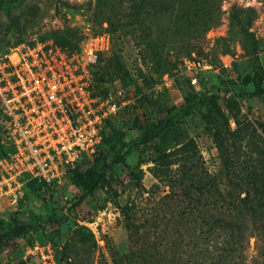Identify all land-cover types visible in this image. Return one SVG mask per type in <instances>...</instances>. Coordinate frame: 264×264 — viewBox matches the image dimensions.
<instances>
[{"label":"rangeland","instance_id":"374dc122","mask_svg":"<svg viewBox=\"0 0 264 264\" xmlns=\"http://www.w3.org/2000/svg\"><path fill=\"white\" fill-rule=\"evenodd\" d=\"M233 8L254 10L250 11L254 15L251 30L259 38L258 54L252 41L238 32L233 36L231 52H222L218 38L229 34V14ZM222 10L218 25L193 38L188 45L166 47L163 57L156 60L138 36L141 24H135L128 15L132 10L127 0H0V59L11 46L39 39L51 38L76 48L83 39L84 20L93 18L97 27L107 21L116 49L93 71L105 79L102 81H121L139 99L126 116L115 119L114 124L129 139L138 138L131 128L135 118L156 116L161 108L181 104L189 91L217 92L233 128L239 120L264 122V94H253L256 81L264 86V0H224ZM119 19L134 23L132 27L137 31L124 33L116 26ZM193 52L202 55L208 64L197 87L192 86L179 67ZM118 60L123 63L121 71L115 66ZM205 110L198 106L168 126L156 140L139 143L124 154L119 151L125 160L118 158V149L111 148L115 131L110 128L108 141L94 156L80 163L93 165L99 171L104 164L112 163L106 169L107 180L79 204L76 200L83 190L70 176L58 185L42 183L28 189L21 205H11L0 196V227L12 224L14 216L33 227L26 235L3 236L0 264H26L25 249L37 240L53 244L59 264H114L129 249L127 217L122 208L125 205L130 217L142 221L151 234L174 228V217L181 215V208L192 209L185 200L182 184L174 182L184 169L191 174L201 167L217 176L222 188L226 185L214 127L206 125L202 118ZM192 140L195 147L184 150L183 145ZM240 167L237 163L235 174ZM227 206L223 209L233 207ZM188 214L193 218L199 213L192 209ZM175 218L179 221V216ZM251 225L245 264H264V232L257 224Z\"/></svg>","mask_w":264,"mask_h":264},{"label":"trees","instance_id":"16d2710c","mask_svg":"<svg viewBox=\"0 0 264 264\" xmlns=\"http://www.w3.org/2000/svg\"><path fill=\"white\" fill-rule=\"evenodd\" d=\"M223 1L127 0L128 7L132 10L128 15L134 19L135 24H141L138 36L150 50L151 58L158 60L163 57L166 47L174 49L188 45L193 38L201 37L218 25L222 18ZM250 11L254 12L247 8H233L230 11L229 34L218 38L223 53L231 52L233 36L237 32L252 41L257 54L260 51L259 38L251 30L254 15ZM134 23L119 19L116 26L124 33L136 32V27H132ZM113 43L114 52V38ZM115 66L121 71L123 63L118 60ZM93 76L97 86L106 82L102 81L105 80L103 77L96 75V71H93ZM253 94H264V86L260 82H255ZM135 104L136 102L120 115L108 119L106 123L103 142L108 141V131L114 128L111 148L118 149V158L125 160V152L139 143L156 140L168 126L176 124L196 107L203 106L206 110L202 118L206 125L214 127L213 134L220 149L227 181L222 188L218 177L203 168H196L191 174L184 169L174 182L182 184L183 195L189 198L185 200L199 214L190 218L188 213H191V207L188 210L181 208V215L175 216H179L181 224L174 217L175 227L170 230L168 227L162 231L163 234H151L142 221H135L130 217L126 210L127 205L123 206V213L127 217L129 249L115 259L114 264H245L246 243L253 231L251 224H257L264 232V122L257 124L255 121L246 123L239 120L237 127L233 128L229 117L224 113L217 92L200 94L189 91L183 103L168 109L161 108L156 116L146 114L135 118L131 128L138 138L129 139L125 131L114 123L116 118L130 112ZM188 147L187 150L195 147L193 140L183 145L184 150ZM7 151L5 144H0V157ZM80 163L68 175L83 190L76 204L105 184L106 169L112 166V163H106L99 171L93 165L81 166ZM237 163L241 167L239 173L235 174ZM42 183L46 184L33 179L28 182V189H34ZM172 190H175V186ZM228 204L233 207L223 209L224 206L229 207ZM0 229L3 232L0 235L1 249L5 245L3 236L26 235L33 227L14 216L12 224H3Z\"/></svg>","mask_w":264,"mask_h":264},{"label":"built area","instance_id":"2783aa9c","mask_svg":"<svg viewBox=\"0 0 264 264\" xmlns=\"http://www.w3.org/2000/svg\"><path fill=\"white\" fill-rule=\"evenodd\" d=\"M83 39L76 48L53 39L13 45L0 59V196L21 205L28 182L61 184L85 158L103 143L107 120L120 115L137 96L119 80L96 85L93 69L113 52L107 21L97 27L83 21ZM195 52L180 64L197 87L208 70ZM26 264H59L51 242L38 240L25 249Z\"/></svg>","mask_w":264,"mask_h":264}]
</instances>
